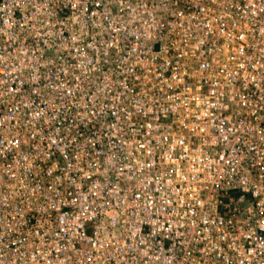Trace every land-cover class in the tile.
I'll list each match as a JSON object with an SVG mask.
<instances>
[{
  "label": "built area",
  "instance_id": "2783aa9c",
  "mask_svg": "<svg viewBox=\"0 0 264 264\" xmlns=\"http://www.w3.org/2000/svg\"><path fill=\"white\" fill-rule=\"evenodd\" d=\"M0 264H264V0H0Z\"/></svg>",
  "mask_w": 264,
  "mask_h": 264
}]
</instances>
